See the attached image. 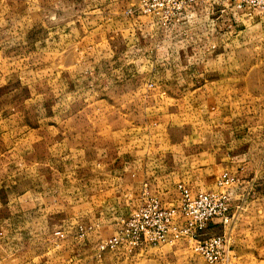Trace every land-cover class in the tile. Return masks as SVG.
Segmentation results:
<instances>
[{"label":"rangeland","instance_id":"1","mask_svg":"<svg viewBox=\"0 0 264 264\" xmlns=\"http://www.w3.org/2000/svg\"><path fill=\"white\" fill-rule=\"evenodd\" d=\"M196 8L189 44L159 34L171 44L157 47L139 0H0V264L71 257L40 249L63 248L68 226L48 205L35 221L24 191L84 220L97 212L111 237L137 207L124 195L141 189L177 205L178 182L217 191L218 172L247 163L250 195L225 228L230 263L264 264V60L225 34L228 3ZM211 20L216 31L203 29ZM167 51L177 52L174 78L154 61ZM106 260L207 264L185 241Z\"/></svg>","mask_w":264,"mask_h":264},{"label":"built area","instance_id":"2","mask_svg":"<svg viewBox=\"0 0 264 264\" xmlns=\"http://www.w3.org/2000/svg\"><path fill=\"white\" fill-rule=\"evenodd\" d=\"M223 1L240 15L251 17L264 10V0ZM204 2L209 0H139L142 14L166 29L187 18L190 10ZM215 185L217 191L195 192L178 183V204L171 206L143 190L140 204L121 219L116 234L99 243V251L111 253L120 248L133 250L185 241L207 264H231L230 238L225 228L242 206L240 202L250 195L252 182L223 171ZM219 226L223 231L212 233Z\"/></svg>","mask_w":264,"mask_h":264},{"label":"crops","instance_id":"3","mask_svg":"<svg viewBox=\"0 0 264 264\" xmlns=\"http://www.w3.org/2000/svg\"><path fill=\"white\" fill-rule=\"evenodd\" d=\"M228 7H229V11L228 12L225 11V13L229 20L227 21L226 25H223V27L224 26L228 27L229 32L225 34L230 35L231 42L233 44L236 43L235 44L236 46L245 45V47H247V50L250 51L251 54H253L254 50L256 49L257 51L255 54H259L258 59L264 60V10H262L261 12L254 13L250 17V16L236 14L234 10L230 8L229 5ZM195 8L196 6L188 12L187 18L174 24L171 28H167V29L163 28L159 26L154 20L152 19L149 20V23H150L149 27L153 34L152 36L153 43L157 45V47H159V45H162V44L167 45L169 47L171 44L169 40L171 39L175 40L178 37L177 40H175V42L173 43L175 46H178V44L179 45L189 44V41H191L192 39L191 37H189L190 36L189 31L192 30L191 28H193L192 24L190 23V19L191 17H193V15L196 14V11L198 10V8L196 9ZM208 10L209 9H207V11ZM216 28H217V22H215L214 20L206 22L205 26L203 27V29L215 30V31H216ZM172 32L173 34L175 33L177 34L175 35V37L170 38ZM159 34H161L165 38H169V40L165 39L161 42L159 39ZM157 55L154 61L157 63V67H158L157 72L159 73L160 76L172 75L174 78V77H177L178 75H181V73H178L180 70H174L171 67L174 57L177 56V52L167 51L164 54H161L158 56ZM171 81H173V79H171ZM171 81L167 82V80L165 81L163 80V82H161L159 86L161 90L170 89L168 84H170ZM190 81H192V79ZM190 83L192 84V82ZM194 87H193L194 89L191 90L192 92H197V91H200L201 89V87L199 86H194ZM255 123L257 124V122ZM260 136H262V134L258 133L256 134V138L255 136H251V137L247 136V139L248 141L251 138L258 140ZM240 152L241 153L237 154L238 157L241 156L243 153H245L244 151H240ZM221 172H218L216 179ZM252 172H254V170H252V168L250 169V164L247 163V164H244V166H242L239 172H237L236 170L230 173L236 174L240 178L247 179V178H251ZM216 179H215V182H216ZM178 183H183L190 189V186H188V184H186L185 182L180 181ZM176 186H175V189H176ZM140 190L141 189L134 191L132 194L127 195V197L126 195H124V198H127L128 200H132V202L138 206L140 204L138 201L140 197V192H141ZM196 191H200V190H195V192ZM32 194L38 197L35 198V200L34 199L32 200L31 194L25 191L22 193V196L24 197L26 196L27 200L29 201L27 203L28 214L37 216V219H35V221H38L39 219H43L45 217H49L46 215L47 211H51L50 209L47 210V205H48L51 207V209H53V212L51 211L50 216L52 215H54V217L64 216V219L61 220L59 218L58 220L62 221V223H65L64 224L65 227L68 226L66 230L67 235L64 240L66 244H64L63 248L59 249V246L46 247L45 245H42L40 249H42L44 254L53 252L54 257L57 256V258L58 256H61L66 253L71 256L70 260L65 261V262L61 261V259H55L51 261L38 260L37 264H107L106 259L110 255V253L100 252L98 249V245L101 241L110 237V235L108 236L102 231V228L104 226L100 224L103 223L104 219H102V217L97 218V215H96L97 212H93L91 216L86 217V219L84 220L85 217H81L80 215L75 216L74 214L71 213V210H70V213H71L70 215L66 214L67 213L66 210H63L62 208L57 207L58 205L56 203H53L50 200H47V198L45 196H42L43 194H41L39 191L34 192ZM258 194H260L259 191H257L256 194L254 193L252 198L257 196ZM176 196L178 200L177 191H176ZM160 200L163 203V200L162 199ZM95 223L96 225H94ZM112 226L113 225H111V227ZM76 256L78 257L76 258ZM27 264H34V263L28 262Z\"/></svg>","mask_w":264,"mask_h":264}]
</instances>
